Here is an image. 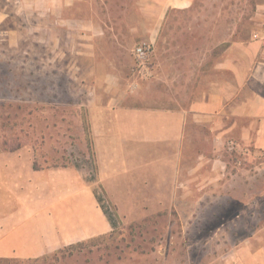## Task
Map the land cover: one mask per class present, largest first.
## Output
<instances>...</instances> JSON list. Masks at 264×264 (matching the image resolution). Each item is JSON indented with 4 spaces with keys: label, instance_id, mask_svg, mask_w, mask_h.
I'll list each match as a JSON object with an SVG mask.
<instances>
[{
    "label": "rangeland",
    "instance_id": "rangeland-1",
    "mask_svg": "<svg viewBox=\"0 0 264 264\" xmlns=\"http://www.w3.org/2000/svg\"><path fill=\"white\" fill-rule=\"evenodd\" d=\"M263 3L190 0L159 25L143 12L158 0H0V217L22 205L43 210V180H35V204L24 206L33 171L71 167L97 179L88 119L96 79L118 73L142 94H158L165 79L171 96L177 82L187 105L220 76L210 67L226 45L250 36ZM141 42L152 44L145 75L133 56ZM150 145L127 167L118 162L108 190L96 185L108 233L0 264H218L240 241L264 242V150L226 140L214 152L201 137L184 145L179 169L178 154L166 165L168 154L141 146Z\"/></svg>",
    "mask_w": 264,
    "mask_h": 264
},
{
    "label": "crops",
    "instance_id": "crops-1",
    "mask_svg": "<svg viewBox=\"0 0 264 264\" xmlns=\"http://www.w3.org/2000/svg\"><path fill=\"white\" fill-rule=\"evenodd\" d=\"M158 2V7H145L143 12L157 15L160 25L169 10L183 9L190 0ZM253 20L252 33L264 22V3L257 5ZM252 33L226 45L210 67L220 76H211L204 88H196L187 105H183L182 84L177 82L171 96L165 79L154 92L158 94L128 91L118 73L96 79L88 119L97 179L86 180L71 167L33 171L35 179L25 209L36 202L35 180H43L50 199L43 200L46 205L41 211L26 213L22 205L21 211L12 209L0 217V258L36 257L108 233L112 223L96 196V185L108 190L105 184L114 182L119 174L115 171L118 162L127 167L129 158H136L135 151L151 149L142 144H154L165 155L178 154V168L184 145L201 137L213 140L214 152L226 140L264 150V93L260 91L264 89V34L253 38ZM167 156L163 157L166 165ZM220 259L218 264H264V242L240 241Z\"/></svg>",
    "mask_w": 264,
    "mask_h": 264
},
{
    "label": "built area",
    "instance_id": "built-area-1",
    "mask_svg": "<svg viewBox=\"0 0 264 264\" xmlns=\"http://www.w3.org/2000/svg\"><path fill=\"white\" fill-rule=\"evenodd\" d=\"M264 34V22L261 24L259 30L252 33L253 38H258L259 34ZM152 49V44L150 42H141L135 46L133 49V56L136 62V68L139 73L145 75L146 65L149 58V54Z\"/></svg>",
    "mask_w": 264,
    "mask_h": 264
},
{
    "label": "trees",
    "instance_id": "trees-1",
    "mask_svg": "<svg viewBox=\"0 0 264 264\" xmlns=\"http://www.w3.org/2000/svg\"><path fill=\"white\" fill-rule=\"evenodd\" d=\"M264 93V92H263ZM83 241H81V242H77V243H74V244H70L69 246H73V245H76V244H80V243H82Z\"/></svg>",
    "mask_w": 264,
    "mask_h": 264
}]
</instances>
